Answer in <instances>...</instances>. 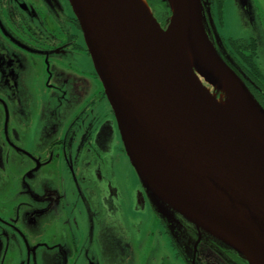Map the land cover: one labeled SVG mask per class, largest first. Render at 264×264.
Wrapping results in <instances>:
<instances>
[{
	"label": "flooded vegetation",
	"instance_id": "flooded-vegetation-1",
	"mask_svg": "<svg viewBox=\"0 0 264 264\" xmlns=\"http://www.w3.org/2000/svg\"><path fill=\"white\" fill-rule=\"evenodd\" d=\"M205 1L207 37L264 108V64L256 37L264 26L262 4L228 0L226 14H237L229 31L222 15L225 0ZM147 2L163 27L168 8L160 0ZM86 52L70 1L0 0V264H22L23 248L29 253L27 264H133L125 252L109 250L135 243L131 230L138 222L129 213L150 207L156 226L152 235L165 234L183 264H247L186 220L162 218L143 191L135 189L132 201L106 178L102 155L118 139L123 142L116 119L110 123L116 117ZM251 66L260 68L258 80L249 75ZM83 81L85 86L93 82L97 92L88 102L81 98L76 108ZM97 103L105 111L95 113ZM42 223L49 225L48 240L30 246V239L41 238L36 230ZM34 247L39 254L31 258Z\"/></svg>",
	"mask_w": 264,
	"mask_h": 264
},
{
	"label": "water",
	"instance_id": "water-1",
	"mask_svg": "<svg viewBox=\"0 0 264 264\" xmlns=\"http://www.w3.org/2000/svg\"><path fill=\"white\" fill-rule=\"evenodd\" d=\"M68 1L154 210L264 264V108L207 37L206 1L161 0L163 27L147 0Z\"/></svg>",
	"mask_w": 264,
	"mask_h": 264
},
{
	"label": "rangeland",
	"instance_id": "rangeland-1",
	"mask_svg": "<svg viewBox=\"0 0 264 264\" xmlns=\"http://www.w3.org/2000/svg\"><path fill=\"white\" fill-rule=\"evenodd\" d=\"M258 3H261V7L260 10L261 12L260 15L263 14L264 16V0H255ZM229 1L225 0L224 5V9H223V19H224V24L227 23V27L228 30L230 31V28L234 30V22L236 23V18H237V14L235 13V10H233V13L231 14L233 17H231V15L229 14V11L227 10V14H226V9L228 6ZM235 13V14H234ZM264 19V17H262ZM256 37L258 40V45H259V52H260V62L262 64H264V26H263V30L260 31L258 30L256 32ZM87 53V52H86ZM81 59V58H80ZM87 60H88V64L89 66H91L92 68H94L92 61H91V57L89 55V53H87ZM84 78V77H83ZM86 81V80H85ZM85 81H83L82 83V89L79 90L78 92V102L76 104V108H78V106H80L82 104V99L81 98H85L86 102H88L91 99V94H94L97 92V90H95V85H93V82H91V86H85ZM204 84H206V82L203 81ZM206 86L208 88H210V90H212L213 93H217V97H223L224 96V92L222 90H217L214 89L210 84H206ZM75 93V87L71 90V94ZM237 104V101H235ZM238 105V104H237ZM104 110L105 108L104 106H102L101 103H97L94 105V112H98V110ZM61 110L63 109H59L58 113L61 114ZM111 116V115H110ZM114 118L113 116L110 117V123H114ZM116 124H117V120H116ZM119 131V129H118ZM118 134H116L117 136ZM120 135V133H119ZM73 136V135H72ZM117 144L115 146L112 147V150L108 151L107 153H104L102 155V158L105 159V169L107 170L106 174V178H109L110 180L113 181V185L116 186L118 188V190L120 191L121 195H126L127 198L129 199V196L131 198V200L133 201V195H134V191L135 189L141 190L144 192L146 199L148 200V195H147V191L146 189H144L143 185H142V181L139 177V174L136 170V168L133 167L131 159L129 158L125 147L123 146V143H119V139L117 140ZM124 147V148H123ZM61 176L64 175V172H62V170H60V174ZM56 182L60 183L62 182V178L60 179H56ZM105 195V194H104ZM97 198L100 199L101 195H97ZM23 199V198H22ZM18 201H14L12 202L13 205H17ZM150 202V201H149ZM79 205H82V203L78 202ZM109 205L111 204L110 202H108ZM72 204V203H71ZM33 205V204H32ZM35 205H33L34 207ZM114 208L117 207L119 208L118 202L116 203V201L114 200L113 203ZM19 211V209H18ZM64 213L67 214L66 211H63ZM129 215L131 217H133L134 221H137L138 224L137 226H135V230L132 229L131 232L137 236V240L134 242L132 241H128L127 243H124L123 245H116V248L114 250H109L112 251L116 254H118L117 252H125L126 254L130 255L131 257H133V264H137L139 261H143V263L145 264H183V262H181V260L176 257L175 252L172 250L169 241L167 239V236L165 234H158L156 233L154 236L152 235V232H156V226H155V221L153 218L154 215V211L149 208L145 210H141L138 212H134V213H129ZM39 218V217H38ZM37 217H34V219L32 218V220L34 222L38 221ZM37 220V221H35ZM20 221V219H19ZM19 221L16 222V225H20ZM52 224H54V220H52ZM41 228L38 230H36L37 232H39V236L41 238H32V239H28V243L30 244V246H32V242H38V241H45L48 240V229H49V225L48 223L41 224ZM40 227V226H39ZM46 228V230H45ZM92 234V243L95 242V234H93V231H90ZM20 257L18 258L20 261H22V264H27L26 261L29 257V253H25L24 248L22 249V253H19ZM36 254H39V248L36 249L34 247V249L31 250L30 252V257H35ZM31 264H34L33 261ZM37 264H42L41 262H38ZM43 264H49L48 262L44 261Z\"/></svg>",
	"mask_w": 264,
	"mask_h": 264
},
{
	"label": "bare ground",
	"instance_id": "bare-ground-1",
	"mask_svg": "<svg viewBox=\"0 0 264 264\" xmlns=\"http://www.w3.org/2000/svg\"><path fill=\"white\" fill-rule=\"evenodd\" d=\"M142 1V3H143V0H141ZM183 54H184V57H185V59H187V60H189V62H190V64H191V59H190V54L189 53H187V51L186 50H184L183 51ZM207 84V83H206ZM221 104V107L225 110V111H228L229 113H234V114H238V115H243L244 113H243V110L240 108V106L239 105H237L236 104V102L235 101H232L231 103H230V101L227 103V104H225V103H222V102H220ZM248 129H250V131H252L253 133H254V131L251 129V127H248ZM254 135L257 137V135L254 133ZM257 139V141H259V143L260 144H262V146L264 147V141L263 140H261V139H259L258 137L256 138Z\"/></svg>",
	"mask_w": 264,
	"mask_h": 264
},
{
	"label": "trees",
	"instance_id": "trees-1",
	"mask_svg": "<svg viewBox=\"0 0 264 264\" xmlns=\"http://www.w3.org/2000/svg\"><path fill=\"white\" fill-rule=\"evenodd\" d=\"M161 1V0H160ZM153 7H154V4L153 3H150ZM164 4V3H163ZM260 71V68L258 67H255V66H251V69L248 70V73L249 75L252 77V78H255L256 80H258V77H261L263 76V74H260L259 73ZM263 88H264V84H262ZM248 264V263H247Z\"/></svg>",
	"mask_w": 264,
	"mask_h": 264
}]
</instances>
